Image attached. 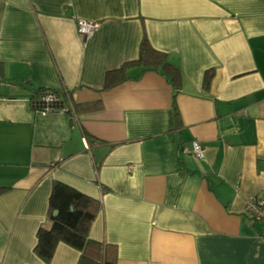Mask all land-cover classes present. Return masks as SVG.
<instances>
[{
	"label": "crops",
	"instance_id": "0c3cea01",
	"mask_svg": "<svg viewBox=\"0 0 264 264\" xmlns=\"http://www.w3.org/2000/svg\"><path fill=\"white\" fill-rule=\"evenodd\" d=\"M144 35L179 87L133 64L104 88ZM41 91L101 107L42 116ZM54 181L98 200L89 237L116 264H264L244 209L264 195V0H0V264L76 263L63 242L49 262L33 249Z\"/></svg>",
	"mask_w": 264,
	"mask_h": 264
},
{
	"label": "trees",
	"instance_id": "16d2710c",
	"mask_svg": "<svg viewBox=\"0 0 264 264\" xmlns=\"http://www.w3.org/2000/svg\"><path fill=\"white\" fill-rule=\"evenodd\" d=\"M141 65L143 70H160L174 88H178L181 80L179 69L172 64L164 51L155 48L144 35L139 44L135 60L124 63L119 68L109 70L104 76V88L112 87L126 76V69L133 65ZM213 71L208 69L203 76V87L208 89ZM100 101L75 104L73 111L80 113L99 109ZM68 113V112H65ZM71 114V111H69ZM174 118L178 123V111L174 107ZM8 187L0 186V194ZM98 200L87 196L59 181H54L48 197V216L51 223L48 227L40 226L36 231L35 254L44 262H49L56 245L63 242L79 252L75 264H116L117 251L112 244L103 243L89 237L92 221L99 210ZM57 214L53 216V212Z\"/></svg>",
	"mask_w": 264,
	"mask_h": 264
},
{
	"label": "built area",
	"instance_id": "2783aa9c",
	"mask_svg": "<svg viewBox=\"0 0 264 264\" xmlns=\"http://www.w3.org/2000/svg\"><path fill=\"white\" fill-rule=\"evenodd\" d=\"M98 22L79 18L76 20L77 33L83 38H90L98 29ZM30 105L35 114L47 115L51 112H69L76 117L71 104H64L61 96L52 91H41L39 94L30 100ZM192 152L197 157H203V151L199 143H192ZM245 212L250 218L262 225V234H264V195H250L245 200Z\"/></svg>",
	"mask_w": 264,
	"mask_h": 264
},
{
	"label": "water",
	"instance_id": "95a60500",
	"mask_svg": "<svg viewBox=\"0 0 264 264\" xmlns=\"http://www.w3.org/2000/svg\"><path fill=\"white\" fill-rule=\"evenodd\" d=\"M57 214V211L55 210L54 212H53V216H55Z\"/></svg>",
	"mask_w": 264,
	"mask_h": 264
}]
</instances>
